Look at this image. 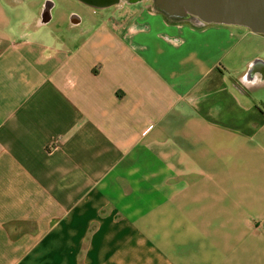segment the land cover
I'll list each match as a JSON object with an SVG mask.
<instances>
[{
  "label": "crops",
  "instance_id": "crops-1",
  "mask_svg": "<svg viewBox=\"0 0 264 264\" xmlns=\"http://www.w3.org/2000/svg\"><path fill=\"white\" fill-rule=\"evenodd\" d=\"M231 26L0 0V264H264V35Z\"/></svg>",
  "mask_w": 264,
  "mask_h": 264
},
{
  "label": "water",
  "instance_id": "water-1",
  "mask_svg": "<svg viewBox=\"0 0 264 264\" xmlns=\"http://www.w3.org/2000/svg\"><path fill=\"white\" fill-rule=\"evenodd\" d=\"M169 12H183L207 23L241 25L264 34V0H159Z\"/></svg>",
  "mask_w": 264,
  "mask_h": 264
},
{
  "label": "rangeland",
  "instance_id": "rangeland-1",
  "mask_svg": "<svg viewBox=\"0 0 264 264\" xmlns=\"http://www.w3.org/2000/svg\"><path fill=\"white\" fill-rule=\"evenodd\" d=\"M153 5H155L156 7H161V8H164L162 6V3L159 1V0H149ZM165 9V8H164ZM167 11V9H165ZM170 15H172L173 17H176V18H181L183 20H191V21H195L197 22L198 24H202L203 22L201 20H199L198 18H196L195 16L193 15H190V14H186V13H174V12H169L167 11ZM231 28H234V29H237V30H244L245 28L243 26L239 27V26H231ZM261 35H264V34H261ZM264 37V36H263Z\"/></svg>",
  "mask_w": 264,
  "mask_h": 264
},
{
  "label": "flooded vegetation",
  "instance_id": "flooded-vegetation-1",
  "mask_svg": "<svg viewBox=\"0 0 264 264\" xmlns=\"http://www.w3.org/2000/svg\"><path fill=\"white\" fill-rule=\"evenodd\" d=\"M175 12H176V13H181V12L174 11V13H175ZM181 14H182V13H181ZM196 18H197V17H196Z\"/></svg>",
  "mask_w": 264,
  "mask_h": 264
},
{
  "label": "trees",
  "instance_id": "trees-1",
  "mask_svg": "<svg viewBox=\"0 0 264 264\" xmlns=\"http://www.w3.org/2000/svg\"><path fill=\"white\" fill-rule=\"evenodd\" d=\"M263 109H264V107H263Z\"/></svg>",
  "mask_w": 264,
  "mask_h": 264
}]
</instances>
